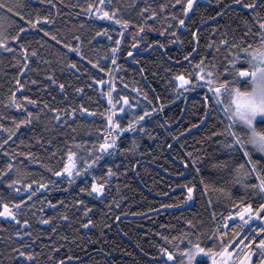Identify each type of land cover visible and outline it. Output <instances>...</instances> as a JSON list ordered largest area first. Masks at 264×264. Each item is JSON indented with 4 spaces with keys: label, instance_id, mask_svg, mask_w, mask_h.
<instances>
[{
    "label": "trees",
    "instance_id": "obj_1",
    "mask_svg": "<svg viewBox=\"0 0 264 264\" xmlns=\"http://www.w3.org/2000/svg\"><path fill=\"white\" fill-rule=\"evenodd\" d=\"M249 2L242 0L236 5L232 0H212L198 5L186 20L187 27L178 28L186 0L179 4L176 0H112L104 10L118 8L114 15L130 21L122 35V25L98 14L100 0H4L5 4H19L21 15L13 12L5 17L7 9H0V17H5L0 22V38L8 37L0 44V211L5 202L10 208L20 200L24 204L18 220L0 217V264H21L16 256L19 251L35 254L31 264H157L164 235L171 238L184 230H197L187 224L188 220L198 229L203 221L209 232L219 221L223 230L221 214L226 216L230 204L235 203V199L229 200L227 190L243 194L239 185L232 184V168L218 166L227 155L215 151L219 146L213 143L217 137L212 133L222 131L227 120L221 113L223 123L212 116L202 123L203 92L198 93L191 84L188 91L179 90L183 93L179 95L175 76L181 72L187 75L191 64L201 57L207 65L225 64L223 57L228 53L224 46L218 54L212 48L225 35L230 43H240L247 30L245 17L253 31H259L252 13L243 8V3ZM89 4L94 6L89 9ZM161 4L166 7L162 9ZM221 8L223 13L216 16ZM257 11L264 18V8ZM170 12L176 17L168 15ZM30 21L38 26L33 27ZM21 28L24 31L12 40ZM245 39L247 44L256 43L252 37ZM113 47L117 48L115 54ZM136 47L139 52L128 59ZM193 48L198 54L186 61L184 56ZM196 79L194 74L189 77L190 81ZM112 84L121 104V97L128 96L137 106L116 113L117 118L122 117L121 126L145 110L148 116L140 125L146 129L144 134H120L118 148L107 161L115 175L101 198L80 190L83 186L91 189L92 174H81L70 184V178L57 177L55 172L66 161L69 148L85 154L73 139L88 140L86 147L97 141L98 148L104 134L97 130L107 125L106 116L99 113L111 107L105 93ZM25 96L35 103H29ZM81 106L94 116L82 112ZM52 108L59 109L60 121L54 119ZM25 119L30 122L20 123ZM95 175L106 176L107 167ZM251 182H255L254 177ZM193 183V199L185 202V185ZM40 184L45 187L40 188ZM78 200L82 206L77 205ZM84 207L90 210L87 219L93 221L86 229L82 226L87 223ZM180 243L186 245V241Z\"/></svg>",
    "mask_w": 264,
    "mask_h": 264
},
{
    "label": "snow or ice",
    "instance_id": "obj_2",
    "mask_svg": "<svg viewBox=\"0 0 264 264\" xmlns=\"http://www.w3.org/2000/svg\"><path fill=\"white\" fill-rule=\"evenodd\" d=\"M212 0H186V6L182 7V12L184 13V18L179 19L177 27L180 26L187 27L186 20L189 18L192 10L198 8L201 4H210ZM112 0H100V5L102 6L98 14L107 20H115L116 24L122 25L121 34L123 35L124 28H127L130 24L129 20L119 19L114 14L119 11L118 8H113L111 12L104 10L107 5H110ZM176 3H181V0H176ZM233 4L240 5L242 0H232ZM20 5H9L5 4L4 0H0V9H7L5 17L15 12L16 15H21L17 8ZM94 5L89 4L88 8L91 9ZM160 7L163 9L166 5L161 4ZM224 7H227L225 5ZM243 8L252 13L255 23L259 26V31H253V25L249 22V19L245 17L243 23L246 27V32L244 35L240 36V43H230L228 39L222 38L219 43L216 44L215 48H212L211 43L209 48H212L214 53H219L220 46H224L225 52L228 55L224 56L223 59L226 63L221 65L217 63H212L207 65L204 63V57H201L199 61L191 64V71L185 75L183 72L175 76L176 89L179 95L183 93L180 89L188 91L185 87L186 85H194V89L199 93L203 92V102H204V115L201 116L200 120L202 123L206 124L210 116L215 117L217 120H221L219 114H223L226 118L227 123L222 131L212 133V136L217 137L213 141L214 144L219 147L215 149L217 152H222L227 155V159L218 161V166L227 170L232 168L229 173L232 176V184L239 185L243 194L236 195L233 189L229 188L227 190V196L229 200L235 199V203H231L228 209V214L225 216L221 214L223 220L224 228L221 230L220 222L217 221L215 226L209 232L207 228L203 227L204 222L200 221V227L197 228V224L193 223L192 220H188L187 224L191 226L192 229H197L196 231L184 230L178 236L169 238L167 235L163 236L164 244L159 246V260L157 264H264V136L257 137L255 132L245 139L249 131V127L255 129L257 126L264 127V110L257 114V109H264V104L258 105L254 101L248 102L243 111L237 112L236 110L230 109L229 105L224 102V94L228 87L233 83L239 84L241 87L246 83V79L249 76V64L255 60L264 66V18L260 17L257 9L264 8V0H251L249 3H243ZM143 11V10H142ZM224 11L221 8L216 16H220ZM156 12H152V16H156ZM168 15L176 17L175 12H170ZM5 17H0V22H2ZM40 19V17H38ZM47 19V17H43ZM212 19V17H210ZM33 27L38 26L36 23L30 21ZM203 23V21L201 22ZM43 30V29H41ZM141 32L143 31V26H140ZM236 31V29H233ZM24 31L23 28L16 36H12V40H16L17 37ZM216 31V28H213ZM103 34L107 35L106 29H101ZM100 33H97L99 35ZM193 36L196 35L195 32L192 33ZM246 37H252L256 39V43L260 45L257 49H253L251 44L246 43ZM8 37L0 38V44L5 43ZM56 39V37H53ZM111 39V37H109ZM179 40V36L176 37ZM139 43V41H137ZM120 44V40L116 41V45ZM23 47V46H22ZM66 47L71 48V45H66ZM117 51L116 47H113L112 52L115 54ZM198 54V49L193 48L191 52L184 56L187 61L188 57H193ZM35 55V53H33ZM27 58V57H26ZM215 59V57H213ZM113 63H115V55H113ZM191 63V62H190ZM24 69H21L23 72ZM103 71V69H102ZM238 73V78L234 80V74ZM195 75L197 78L195 81H190L189 77ZM55 79L53 78V83ZM19 83V82H18ZM97 83L103 84V80H98ZM20 87H23L21 84ZM63 88V85L60 86ZM116 87L112 84L105 95L107 96V103L111 107L107 109L104 113H99L102 116H106L107 125L103 128H99L97 131L102 132L103 139L98 142L92 141L91 147H86L89 141L85 140L83 142L76 141L73 139L77 149L83 147L85 154L81 155L79 151H74L71 148L67 151V158L64 161L63 166L59 168V171L55 172L57 177H61L62 174H66L71 184L72 180L83 174L87 177L92 174L91 179V189L89 190L86 186L81 187V192L87 191L89 195H99L102 198V194L106 191V185L110 183L111 177L115 175L111 164L108 163V158L111 157L118 148V138L120 134L125 132H132L135 134L137 131L144 134L146 129L141 125L142 121H145L148 116V110L142 115L135 116L129 120L127 125L121 126L122 117L117 118L116 113H126L130 109H136L135 104L130 103L128 96L121 97L123 104L117 100L113 94V89ZM103 92V89H101ZM238 94L239 90H236ZM243 95V94H241ZM178 98V97H177ZM25 100L29 103H35L30 100L29 97L25 96ZM147 99V97H145ZM127 106V108L125 107ZM16 107H23V105L17 104ZM82 112L88 113L89 116H94V113L90 112L88 108L81 106ZM51 111L55 113L54 119L60 121L62 118L59 115V109L52 108ZM155 111V109H152ZM75 112V109H73ZM33 113L29 112L28 116L31 117ZM39 114L36 115V119L39 120ZM30 121L25 119L20 121L22 124L29 123ZM246 122V123H245ZM223 123V120H221ZM247 125V126H246ZM70 126V125H69ZM3 127V125H0ZM74 130V129H73ZM226 133V135H225ZM231 138V139H229ZM212 139V137H209ZM51 143V141H48ZM260 154L259 158H256L254 154ZM29 156L31 154H28ZM191 155V154H189ZM237 160L242 162L236 163ZM196 160H193V164ZM82 165V166H81ZM234 165V168L232 167ZM9 167H12L9 165ZM104 167H107V175L102 177H97L95 172H103ZM49 170H52L50 167ZM197 172L200 171L199 168L196 169ZM3 173H0L2 175ZM255 182H251L252 179ZM10 184L19 183V181H11ZM35 183V182H34ZM31 190V185L26 186ZM40 188H44V184H40ZM187 187V197L186 201H191L193 199V192L196 188V184H192ZM19 191V190H17ZM205 191H207V185H205ZM221 192H225L224 188H220ZM251 195H248V193ZM255 198V199H253ZM31 199V197H29ZM59 203V202H58ZM78 206H82V201L76 202ZM212 201L209 200V204ZM24 204L23 200L19 203H14L10 208L8 203L3 204V211H0V217H10L12 220H18L19 214L21 212V205ZM49 204L51 202L49 201ZM239 206V210H236ZM30 208L31 205L29 204ZM90 215V210L84 207V218ZM216 213H212V218L214 219ZM234 218H238L235 220ZM68 217L64 216V220ZM48 221H44L47 223ZM93 221L87 219V223L82 226L86 229L92 225ZM23 224L27 225L28 220L24 219ZM229 229H231V235L228 234ZM16 235H23L21 232H17ZM158 235H161L158 233ZM180 241H186V245L180 243ZM171 246V250L168 246ZM20 248H25V245H19ZM13 251H16L13 249ZM34 253L29 251H19L16 252L21 260V264H31L34 259ZM167 257L165 260L164 257ZM201 257V259H198ZM12 257L11 259H15ZM206 258V259H204ZM60 264H63L61 261Z\"/></svg>",
    "mask_w": 264,
    "mask_h": 264
},
{
    "label": "clouds",
    "instance_id": "obj_3",
    "mask_svg": "<svg viewBox=\"0 0 264 264\" xmlns=\"http://www.w3.org/2000/svg\"><path fill=\"white\" fill-rule=\"evenodd\" d=\"M252 47L255 50L260 47V45L254 43ZM237 78L238 73L234 74V80ZM237 89L240 94L237 93ZM251 101H254L258 105L264 104V66L255 60L249 64V76L247 77L244 86L241 87L239 84L233 83L227 88L224 94V102L229 105L230 109L236 110L237 112L243 111L246 104ZM262 110L264 109L258 108L257 114ZM253 131L257 137L264 136V127L257 126L255 129L249 127L245 139H247Z\"/></svg>",
    "mask_w": 264,
    "mask_h": 264
},
{
    "label": "water",
    "instance_id": "obj_4",
    "mask_svg": "<svg viewBox=\"0 0 264 264\" xmlns=\"http://www.w3.org/2000/svg\"><path fill=\"white\" fill-rule=\"evenodd\" d=\"M155 48H157V46H154ZM150 49H148V50H146V51H144V52H142V53H140V54H146L148 51H149ZM139 52V48L138 47H136V48H134V52L132 53V54H130V56H128V59H130L133 55H136L137 53ZM188 101V100H187ZM186 101V102H187ZM164 259L166 260L167 259V257H164Z\"/></svg>",
    "mask_w": 264,
    "mask_h": 264
},
{
    "label": "rangeland",
    "instance_id": "obj_5",
    "mask_svg": "<svg viewBox=\"0 0 264 264\" xmlns=\"http://www.w3.org/2000/svg\"><path fill=\"white\" fill-rule=\"evenodd\" d=\"M259 27V26H258ZM190 85L191 84H189V86H185L186 88H188V87H190ZM175 86H176V84H175ZM180 90H183V89H180ZM184 91V90H183ZM256 154H258V153H256ZM259 156H260V154H258ZM63 175V174H62ZM63 176H65V175H63ZM7 219L8 220H12L10 217H7ZM235 220H238V219H236V218H234ZM223 226V222H222V225H221V227ZM198 259H201V257H198ZM204 259H206V258H204Z\"/></svg>",
    "mask_w": 264,
    "mask_h": 264
},
{
    "label": "bare ground",
    "instance_id": "obj_6",
    "mask_svg": "<svg viewBox=\"0 0 264 264\" xmlns=\"http://www.w3.org/2000/svg\"><path fill=\"white\" fill-rule=\"evenodd\" d=\"M186 86H189V85H186ZM63 175H65L66 176V174H63ZM67 177V176H66Z\"/></svg>",
    "mask_w": 264,
    "mask_h": 264
},
{
    "label": "built area",
    "instance_id": "obj_7",
    "mask_svg": "<svg viewBox=\"0 0 264 264\" xmlns=\"http://www.w3.org/2000/svg\"><path fill=\"white\" fill-rule=\"evenodd\" d=\"M236 219H238V218H236ZM224 228V225L222 226V229Z\"/></svg>",
    "mask_w": 264,
    "mask_h": 264
}]
</instances>
